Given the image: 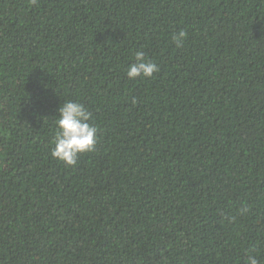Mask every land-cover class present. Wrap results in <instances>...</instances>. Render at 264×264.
Returning <instances> with one entry per match:
<instances>
[{"label": "trees", "instance_id": "obj_1", "mask_svg": "<svg viewBox=\"0 0 264 264\" xmlns=\"http://www.w3.org/2000/svg\"><path fill=\"white\" fill-rule=\"evenodd\" d=\"M3 96L0 264H264V0H0Z\"/></svg>", "mask_w": 264, "mask_h": 264}, {"label": "clouds", "instance_id": "obj_2", "mask_svg": "<svg viewBox=\"0 0 264 264\" xmlns=\"http://www.w3.org/2000/svg\"><path fill=\"white\" fill-rule=\"evenodd\" d=\"M35 5L38 0H30ZM186 33L180 31L174 34L172 39L178 44L184 39ZM159 71L156 63L148 60L145 53H135V62L126 69V75L130 80L138 77L150 78ZM55 121L56 132L51 147V155L63 162L66 166H75L80 154L91 152L97 143V128L89 123L91 113L82 103L66 100L58 109ZM246 264H259L255 255H249Z\"/></svg>", "mask_w": 264, "mask_h": 264}, {"label": "rangeland", "instance_id": "obj_3", "mask_svg": "<svg viewBox=\"0 0 264 264\" xmlns=\"http://www.w3.org/2000/svg\"><path fill=\"white\" fill-rule=\"evenodd\" d=\"M4 103H5V96H3V97L0 99V119H1L2 121H4V114H5Z\"/></svg>", "mask_w": 264, "mask_h": 264}]
</instances>
